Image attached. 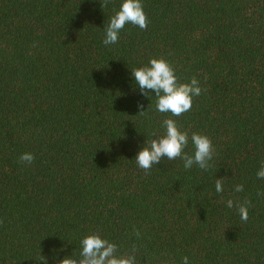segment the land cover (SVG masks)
Wrapping results in <instances>:
<instances>
[{"label":"trees","instance_id":"obj_1","mask_svg":"<svg viewBox=\"0 0 264 264\" xmlns=\"http://www.w3.org/2000/svg\"><path fill=\"white\" fill-rule=\"evenodd\" d=\"M101 2L0 0V264H55L97 229L138 264H264V0H142L147 29L107 46L121 0ZM153 57L200 83L172 118L211 139L207 170L135 162L171 116L131 76ZM228 199L251 201L247 222Z\"/></svg>","mask_w":264,"mask_h":264},{"label":"clouds","instance_id":"obj_2","mask_svg":"<svg viewBox=\"0 0 264 264\" xmlns=\"http://www.w3.org/2000/svg\"><path fill=\"white\" fill-rule=\"evenodd\" d=\"M110 0H102L101 7H107ZM126 24L138 26L141 30L148 27L147 15L144 12L142 0H121L119 9H113V14L104 26V45H114L119 39V33ZM131 76L134 78L140 93L145 97L155 93V107L160 113H170L171 116L164 118L161 122L163 133H152L151 139H146L138 151L135 159L137 166L148 174L154 165H158L163 158L169 161L180 159L185 170L197 165L202 170H207L215 154L211 139L202 133L181 130L178 122L172 117H180L192 108L193 97L201 95L202 89L196 77L190 83L178 81L174 68L163 57L151 58L146 65L131 68ZM140 111L138 114L144 115L145 110L142 103L137 104ZM154 137V138H153ZM192 144V154L185 149ZM34 156L25 152L20 155L19 162L31 164ZM258 179H264V161L256 173ZM223 177L216 179L215 189L217 193H223ZM243 185L235 186L236 192L243 191ZM229 208H235L243 222H247L248 209L251 201L227 200ZM134 235L139 238L140 232L133 229ZM80 250L78 253L72 252L65 255L63 259H56L55 264H138V253L140 251L137 244L132 243L121 251L117 243L110 241L97 229L84 234L79 240ZM39 261L48 264L45 256H39ZM182 264H189L188 256H184Z\"/></svg>","mask_w":264,"mask_h":264}]
</instances>
